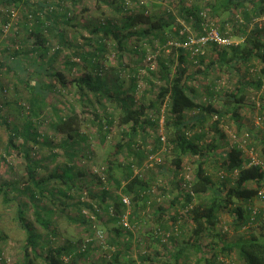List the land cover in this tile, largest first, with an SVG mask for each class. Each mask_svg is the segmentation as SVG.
<instances>
[{
	"label": "trees",
	"instance_id": "obj_1",
	"mask_svg": "<svg viewBox=\"0 0 264 264\" xmlns=\"http://www.w3.org/2000/svg\"><path fill=\"white\" fill-rule=\"evenodd\" d=\"M1 1V0H0ZM9 5L13 6H25L27 12L26 18H31L34 21L32 29L29 30V38L33 40L32 50L37 52L42 59L46 52L49 50V44L45 31L52 34V37H58L60 45L68 44L66 42L64 32L60 29L59 18L60 12L51 7L41 0H3ZM57 7L61 9V3L64 0H58ZM113 0L115 4H107V6H114V11L118 13L119 22L112 24H100L98 28L94 29V34H100L98 37L97 45L94 50L79 51L74 48V51H69V55L65 56L66 61L63 62V67L68 71L76 66H82L85 69V73L79 76L69 78L64 71L52 70L51 64L54 63L56 57L61 52V48L54 49L51 58L44 65L42 69L52 70L49 75L52 78V85L41 86L43 90L55 92H71L78 95V100L86 104L90 108L92 118V124L97 127V134L102 138L108 133V127L113 121V114H106L105 103L110 104L112 107L118 105L120 107L122 115L119 118V124L123 126V136L128 137L127 141L121 140L115 151V155H119L123 149L128 150L129 156L132 159L128 162L127 172L123 175V179L127 181L124 185L122 192L129 198L130 205L126 206L120 195H109L104 189L101 193L93 194L87 190V186L83 188V192L92 199L99 200L100 205L107 211L110 218L114 222H117L119 226L113 229L112 233L114 238H111L109 245H115L116 248L122 245L129 247L133 233L130 230H123L119 223L122 216L128 214V223L133 225L134 222H140L144 208L151 209L149 217L154 222V229L146 233L148 244L145 242V238L141 241L146 246V253L143 264H156V262L165 261L166 264H264V217L262 210H259L253 203L256 201H264V173L260 171L258 167L248 166V159L243 155L241 149L237 146H230L226 143V149L223 153H216L221 148V145L217 143V140H223L225 142V134L219 128L220 119L225 116L239 122L241 116L239 115L240 109L244 106L246 98L244 92V85H241L240 76L238 89L232 92L224 93V96L220 98L221 107H214L211 102L206 104L197 100L198 93L194 87L188 85V76L193 79L194 75H186V68L183 64L186 63L185 49L182 47L172 46V50H176L179 54V64L174 74L171 76L170 68L164 63L159 65L160 79L163 81V86L159 88V92L156 94L154 100L148 101V103L142 102L135 109H131L130 103L134 101L133 96H124L125 92H118L113 94L106 87L107 83L105 79L99 74L101 65L99 59L101 53L105 51L104 41H112L116 44V48L120 53L127 51V44L130 39L134 38L138 45L141 40L151 43L157 39L161 45L167 44L170 39H175L172 43H183L185 36H179L181 27H178L175 32L171 31V27L175 22V18L168 14L166 17L157 18L152 15L149 10L145 8V0ZM205 1V0H204ZM133 2L135 5L133 6ZM181 6L179 9V16L191 26L199 30V34L202 32L201 24L206 22L204 17L201 16L202 10L198 5L192 4L189 8L183 6V0H179ZM206 6L209 7L213 16H220V11H227V8H238L241 10L243 21L241 25L233 28L230 20H225L219 26V33L224 37H243L241 43L236 45L219 47L214 43H206L201 47V52L197 53L198 62H203V55L205 49L212 52L213 58L209 61V69L214 70L219 68L220 70L230 71V68H234L232 71H237L236 66L241 63L245 65V72L255 74L257 77L252 79L249 84L252 83L254 91L264 90V25L259 24L258 19H264V0H206ZM211 2V4H209ZM249 3L251 9L245 8V5ZM133 6V7H132ZM56 7V8H57ZM10 20V13L6 15L3 23H7ZM71 19H67L69 21ZM62 24V23H61ZM65 24V23H64ZM252 24L251 28L248 27ZM63 25V24H62ZM240 27V28H239ZM170 31V35L167 36L166 32ZM233 32H239V35H233ZM186 41V40H185ZM91 47V44H88ZM137 47V46H136ZM144 55V52L142 53ZM18 56V52L13 55H7V57L15 60ZM123 54H120V59ZM77 58L78 61L73 60ZM4 59V58H3ZM3 59L0 58V71L7 68ZM17 59V58H16ZM257 63L256 67L254 65ZM119 67L124 66L123 63H119ZM238 67V66H237ZM8 70V69H7ZM95 73V74H94ZM245 74V73H244ZM240 75V74H239ZM255 75L253 77H255ZM135 78H131L130 91H135ZM252 86V87H253ZM4 87L0 82V91H4ZM119 89V88H118ZM128 91V90H127ZM208 91V90H207ZM210 92V93H209ZM212 91H208L207 94L212 95ZM39 98H37L36 96ZM197 95V96H196ZM214 95V93H213ZM93 98V100L91 99ZM43 98L39 91L30 99V109L33 111L32 115L38 117L44 105ZM210 99L213 96H209ZM259 109L257 114L263 117L264 120V92L259 96ZM163 104L166 105V126L173 129V133L169 135L165 141V145L171 147L175 157L171 160L173 169L169 170V175L172 177L174 185L178 192L173 196L167 206H163L161 197L164 191H161L162 182L153 181L150 182L144 178L134 176L131 181L129 179L132 175V168H141L143 166L146 154L143 149H133L132 145L135 143L134 138L141 133L142 141H145L144 136L147 135V130L152 129L153 132L159 124L158 115L159 107ZM248 110H255L254 103L246 104ZM98 107V108H97ZM102 109L105 114L104 117L99 115L98 109ZM53 120L49 122V127L52 131L59 136L65 137L62 142V148L68 162L72 161L74 148L73 140L76 137L77 142H87V136L80 131L82 121L79 119L76 113L63 114L60 109L52 108ZM197 112L192 115L188 120L184 119L186 112ZM212 114L218 116V120L212 122L210 130L215 135L211 141L205 145H202V140L205 137V133L200 130V133L194 134L191 138H187L184 133L187 131H193L197 128H203L204 122L211 117ZM0 122L8 126L5 118L0 117ZM264 123V121H263ZM32 124L29 122L27 127L23 131L25 135L24 140L32 138L34 141L38 133L32 131ZM19 132L15 128L9 129L8 147L16 148L14 141L19 137ZM29 136V137H28ZM162 140L160 137L155 138V143L161 145ZM202 143V144H201ZM225 144V143H224ZM23 148V147H22ZM210 151L215 156L220 157V170L223 175L219 179L218 185H214L211 177L205 171V164L207 162L206 151ZM24 154L27 155L26 149L23 148ZM155 152V149L152 151ZM55 154L50 157L54 158ZM191 156L195 163L196 169L194 172V183L191 190L186 191L180 188L178 183V174L182 167L183 158ZM32 165H27L28 179L30 185L40 190L41 185L46 183L45 179L36 180V172L39 168L36 161L32 160ZM160 164V163H159ZM157 166L167 167L168 163H163ZM173 170V171H172ZM108 182L111 181L113 175H111V166L107 169ZM232 176V177H231ZM50 179L60 180L62 183L61 188L57 189V193L63 195L65 198H69L67 191L76 188L75 176L72 174L71 168H65L62 171H56L49 175ZM47 178V179H49ZM113 179L114 183L119 186L123 180ZM99 180V179H98ZM177 180V181H176ZM151 183H154L151 185ZM64 187V190L62 189ZM152 187H157L158 193L154 196L148 192ZM24 191L30 192L29 202L34 207L36 220L42 227L48 230V234H55L54 230H49L51 225L49 217L45 218L44 213L50 214V210H46L40 205V199L36 197L34 191H30L29 187L24 190H19V195L24 194ZM9 190L5 185H0V193L3 194L2 202H7V195ZM192 192V195L191 193ZM262 192L261 195L259 193ZM57 196V195H56ZM160 200H157V199ZM91 199V200H92ZM110 200V203H106ZM62 203V202H61ZM86 204V203H85ZM24 203L18 202L16 209L17 221L20 227L25 232V244L23 246V264H34L33 260L36 258L37 249L41 248L39 245L40 235L37 234L34 229L29 225L26 220L24 209ZM89 205V204H88ZM141 205V207H140ZM91 208V205L88 206ZM131 208L133 212H131ZM253 209L255 210L253 212ZM110 211L112 212L110 213ZM226 214L232 215L234 231L238 232L242 228L246 231L238 234V239L234 243L226 244L222 240L223 237L219 235L218 238H213L212 242L205 243L204 236L213 235L214 227L219 223V216ZM142 215V217H141ZM141 217V218H140ZM189 228V231L188 229ZM257 228V229H256ZM258 231L256 233V231ZM244 235H243V234ZM168 234V236H167ZM126 235L127 240L123 239ZM240 235V236H239ZM212 237V236H209ZM216 237V236H214ZM159 245L158 249H154L153 245ZM80 244L67 243L62 246L49 247L43 255V261L45 264H64L63 258L68 257V262L76 264V255L88 256L89 249L86 248L84 252L80 251ZM91 243L88 244V246ZM206 246V247H205ZM152 248V249H150ZM235 252L236 257L231 258V253ZM120 251H116L111 258L103 259L105 264H118L121 257ZM33 255V259L31 256ZM79 255V254H78ZM124 255V254H122ZM192 255H197L193 258ZM113 257V258H112ZM140 256V261H143ZM193 258V259H192ZM183 261V263H181ZM0 264H2L0 262ZM130 264H135L133 261Z\"/></svg>",
	"mask_w": 264,
	"mask_h": 264
},
{
	"label": "rangeland",
	"instance_id": "obj_2",
	"mask_svg": "<svg viewBox=\"0 0 264 264\" xmlns=\"http://www.w3.org/2000/svg\"><path fill=\"white\" fill-rule=\"evenodd\" d=\"M41 1L47 3L50 9L53 7L60 12V29L63 30L66 42L68 43L60 45L58 37H52V34L48 33L46 29L44 34L48 38L49 50L42 59L37 52L32 50L33 40L29 38V30L32 29L34 21L31 18L25 17V14L28 13L26 7H16L7 4L3 0L0 1V58H4L3 61L8 66L0 71V82L5 88L4 91H0V117L5 118L8 123V126H5L0 122V185H5L9 190L7 202H2L3 194L0 193V262L2 264H23V246L26 234L20 227L16 216L18 202H21L25 204L23 211L26 220L34 231L40 235L38 242L43 248L37 249V255L34 256L36 258L33 260L34 264H45L43 255L49 247L62 246L67 243L80 244L87 239H91V245L87 246L89 249L88 256L78 253L79 255H76V264H105L103 259H106V256L110 259L118 250L124 254H121L118 264H130L132 261L135 264H143V257L147 248L141 241L145 238L144 240L148 244L149 240L146 239L148 236L146 233L154 229V222L149 217L151 209L146 207L148 205L144 208L141 221L138 223L134 222L133 225L129 224L133 233L132 237L129 238L131 245L129 247L122 245L116 248L115 245H109V242L111 238H114L112 231L119 226L118 223L114 222L107 211L103 209L105 203L102 204L96 198L92 199L83 192V188L87 186V190L93 192V194L101 193L105 189L109 195H124L122 189L127 181L123 179V175L127 172L126 165L132 157L129 156L127 149H123L117 157L115 155L118 143L121 140H128V137L123 136L125 128L119 124V118L122 115L120 107L118 105L112 107L108 103L104 104L107 108L106 114H113V121L108 127V133L102 138L97 134V127L91 122L93 117L91 116V112H89L90 108L78 100L79 96L76 93H73V91L52 93V90L46 91L41 87L48 84L52 85V78L49 76L52 70H65L64 73L69 78L85 73V69L81 65L74 67L71 72H68L62 66L63 62L66 61L65 56L71 53L69 51H74V48L79 49L81 52L94 50L98 37L101 35V33L94 34V29L98 28L101 23H118L121 16L114 11V6L106 5V3L108 5L115 4L113 0H64L61 3V9L56 6L59 2L58 0ZM205 1L183 0V6L189 8L192 4L198 5L203 11L201 16L206 20L207 27L210 25L218 30V24L221 25L227 19L230 20L229 22H232L233 28L241 25V21H243L241 10L234 7L227 8V11L221 10L220 16L216 17L212 15L209 7H205ZM134 5L135 3L133 2ZM144 5H146L147 11L149 10L157 18L161 16L166 17L168 14H171L175 18L171 31L175 32L178 27H181L179 36H185V32L187 33L183 40L184 42L187 37L191 36L195 38L199 34V30L194 29L191 24L185 22L179 16L181 6L179 0H145ZM246 7L247 9H251L249 3L245 5ZM8 13H10V20L7 23H3ZM67 19L71 20L67 21ZM258 21L261 26L264 25V19L260 18ZM6 24L9 25L7 29H5ZM251 26L252 24H250L248 29ZM233 33V35H239V32ZM166 35L169 36L170 31H167ZM242 39L243 37L231 38L236 43H241ZM174 41L175 39H170L167 44L161 45L157 39L151 43L141 40L137 45L135 39L132 38L127 44V51L123 53L117 50L114 42L104 41L103 43L106 47L104 53L102 52L100 55L99 64L101 67L99 74L105 79L107 83L106 87L113 94L125 92L124 96L132 95L134 98L133 103L131 104L128 100L131 109L137 108L142 102L147 104L148 101L154 100L156 94L159 92V88L164 85L159 74L160 63H164L170 68L171 76L178 67L179 54L176 50H172V46L174 45L171 44ZM88 44H91V47ZM58 47H62L61 52L56 57L54 63L50 65L52 70H45V64L51 58L54 49ZM16 52H18L17 59L6 58L7 55H13ZM143 52L144 55L142 54ZM184 53H186V63L183 64L186 68L185 74L187 76L189 74L194 75L193 79L188 76V85L195 88L198 93V96L196 95L198 97L197 100L204 104L211 102L214 107H221L220 98L224 96V93L238 89L240 76H242L240 80L243 82H246L245 79L247 78L251 81L257 77L255 74L245 72V65L241 63L238 64L240 67L236 66L238 73H236V70L209 69V61L213 56L212 52L206 49L202 56L203 62H198L195 56L197 53L190 48L185 49ZM120 54H123L121 59ZM73 60L75 62L78 61L74 57ZM120 62L124 66L119 67ZM42 65H44L43 69ZM256 65L257 63L254 67ZM254 75L255 77H253ZM132 77L135 78L133 82L135 83V91L133 93L129 89ZM246 86L248 87V85ZM39 89L40 94L44 96V105L39 116L36 117L32 115L33 111L30 109V99ZM207 90H211L214 95L213 93L212 95L207 94ZM244 94L248 98L249 103L258 101L259 97L254 91V86L250 90H245ZM209 96H213V98L210 99ZM36 97L39 98L38 96ZM91 99L93 100L92 97ZM53 107L60 109L63 114L76 113L82 121L80 131L88 139L87 142H77L78 139L74 137L73 140L69 141L70 143L76 142L72 145L74 151L71 162L67 161L61 146L65 137L56 135L48 125L53 120ZM255 110L249 111L250 116L246 113L248 119H244L243 122L247 128H238L237 122L228 116H225L221 120L219 128L226 138L225 142L217 140L221 148L216 153H223L227 147L224 145L226 143L231 144L228 139L229 135H231L232 139V135L235 134L236 138L248 135V143L256 149L259 155L264 156V120ZM97 111L100 116L104 117L105 114L102 112V109L99 108ZM157 115L160 118L156 131L153 132L151 128L148 129V134L144 136V142L140 139V136L144 135L143 133L134 138L135 143L132 145V148L143 149L146 157L140 169L132 168V175L129 181L134 176L144 178L150 182L160 180L162 182L161 191H164L162 194L164 197H161L163 201L162 205L167 206L171 198L178 192L176 186L172 183L173 179L169 175V170H167L174 168L171 160L175 157V154L172 152L171 147L167 148V145H165V141L173 133V129L165 125L167 115L165 104L159 107V114L156 113L155 117ZM192 115L193 113L186 112L184 119L188 120ZM257 117L262 118V120H258ZM207 118L203 124V128L193 130L200 129L205 133L202 145L209 143L215 137L209 129L214 121L211 117ZM29 122L32 124L31 132L36 131L38 133L34 141L31 137L25 141V135L22 134ZM12 127L20 133L17 140L14 141L15 145H17L16 148L8 147L9 129ZM157 136L164 139L158 147L155 143ZM22 147L27 150V155L24 154ZM154 149L155 152L153 153ZM205 151L207 157L205 171L216 186L219 183V179H221V175H223L219 167L220 157L210 153L207 149ZM52 154H55L53 159L50 157ZM149 155L154 156L150 161L148 160ZM32 160H35V164L39 166L35 175L36 180H46V183L41 185L40 190L32 187L28 179L27 165H32L33 163H29L33 162ZM163 163H168V168L157 166V164L161 165ZM182 164L190 166L194 174L196 163L191 156L184 157ZM109 166H111V175H113L110 182H108L107 172ZM65 168H71L72 174L75 176L74 182L76 188L67 191L68 197L70 195L69 198H65L63 195L57 193V189L62 186L61 181L49 178L51 173L62 171ZM120 178L123 180L117 186L113 179ZM153 184L151 183V185ZM26 187H29L31 192L34 191L36 197L40 199V205L46 210L51 211L50 214L47 212L44 215L45 218L46 215L49 217L51 223L49 230H54L55 234H48V230L42 227L36 220L34 207L29 202L31 193L24 191V194L19 195L18 191L24 190ZM62 189L64 190V187ZM106 203H110V200ZM88 204L91 205V208L88 207ZM100 205H103V207ZM254 206L262 210L264 217V201H261L260 204L253 203ZM131 212H133L132 208ZM231 217V215L222 214L220 225H223V235L227 236L228 240L236 241L238 234L247 229L242 228L240 231L235 232L234 226L231 224L233 217ZM230 228L232 232H230ZM187 229L189 231V228ZM123 236L125 237L123 239L119 238V240H127V236ZM153 248L158 249L159 245H153ZM140 256L143 258V261H140ZM192 257L195 258L197 255H192ZM234 257H236L235 252L231 253V257L228 260L231 261V258ZM31 258L33 259V255ZM166 263L162 260L160 263L156 262V264ZM64 264H71V262L69 261Z\"/></svg>",
	"mask_w": 264,
	"mask_h": 264
},
{
	"label": "built area",
	"instance_id": "obj_3",
	"mask_svg": "<svg viewBox=\"0 0 264 264\" xmlns=\"http://www.w3.org/2000/svg\"><path fill=\"white\" fill-rule=\"evenodd\" d=\"M9 28V25L6 24L5 29ZM202 32L198 34L195 38L187 37L186 41L184 43H171L172 45L176 47H182L183 49L190 48L192 49L195 53H202L201 47L204 46L206 43H214L218 45L219 47H224V46H230V45H236L237 43L232 41L231 38L229 37H224L220 35L219 31L216 28H213L212 26L207 27V23L203 22L201 24ZM243 40V39H242ZM151 59V57H149ZM148 58V59H149ZM149 59V60H150ZM257 107H259V103L256 104ZM212 119L213 121L218 120V116L216 114H212ZM258 120H262V118L257 117ZM221 122V119H220ZM193 135L192 132H185V136L187 138H191ZM229 135V141L231 144L230 146H237L241 151L243 152V155L248 159V166H255L260 169L262 173H264V156L259 155L256 151V149L248 143V135H244L241 138H236V135H232V139ZM162 141L164 140L162 137L160 138ZM154 156L149 155L148 160H152ZM178 183L180 185V188H183L186 191H190L192 184L194 183V174L192 171V168L187 165H183L181 167V170L179 171L178 174ZM157 187H152L151 190L148 192L152 196L154 194L156 195L158 193ZM192 195V192H190ZM262 192L259 193L261 195ZM122 202L126 205H130L129 198L125 195H120ZM157 200H160L159 198ZM255 210L253 209V212ZM112 211H110L111 213ZM113 214V212H112ZM121 226L123 227V230H130L132 232V229L128 223V214H124L119 222ZM93 225V229H94ZM168 236V234H167ZM91 242V239H87L85 242L81 243L80 245V251L84 252L88 246V244ZM64 263L68 262V257L63 258Z\"/></svg>",
	"mask_w": 264,
	"mask_h": 264
},
{
	"label": "crops",
	"instance_id": "obj_4",
	"mask_svg": "<svg viewBox=\"0 0 264 264\" xmlns=\"http://www.w3.org/2000/svg\"><path fill=\"white\" fill-rule=\"evenodd\" d=\"M238 67H240L239 65H237ZM234 68H230V71H232ZM245 70V69H244ZM246 80V82L244 81H241V85H244V90H250L251 88H252V83L251 84H249V78H247V79H245ZM252 81V80H251ZM246 85H248V87H249V89H248V87L246 86ZM239 87V86H238ZM247 87V88H246ZM232 92V91H231ZM249 92V91H248ZM257 94H258V97L264 92V90L263 89H261V90H259V91H255ZM255 97V96H254ZM247 98V97H246ZM249 103V101H248V99L247 100H245V102H244V106L240 109V112H239V115L241 116V118H240V120H239V122H238V124H237V127L238 128H247V126H246V124L243 122V120L244 119H248V115L250 116V112H249V110H248V106H246V104H248ZM257 103H259V101H256V104ZM259 107H260V105H259ZM259 107H257V109L255 110L256 112L258 111V108ZM256 108V107H255ZM246 113L248 114V115H246ZM250 128V127H249ZM260 204L261 203V201H256L255 202V204ZM232 216V215H231ZM224 217V216H223ZM232 218V217H231ZM221 219H222V214L219 216V223L214 227V230L212 231L213 232V235H208V236H204V237H202L203 238V240H204V242L205 243H210V242H212L213 241V238L215 239V238H218L219 237V235L221 236V238L222 237H224L225 235H223L224 233L222 232V229H223V225L221 226L220 225V223H221ZM233 219L234 218H232L231 219V224H232V222H233ZM230 232H232V229L230 228ZM219 234V235H218ZM209 236H212V237H209ZM214 236H216V237H214ZM219 239V238H218ZM223 241H224V243H226V244H232V243H234V241L235 240H228V238H227V236H225V238L224 239H222ZM129 264V263H128ZM204 264V263H203Z\"/></svg>",
	"mask_w": 264,
	"mask_h": 264
},
{
	"label": "clouds",
	"instance_id": "obj_5",
	"mask_svg": "<svg viewBox=\"0 0 264 264\" xmlns=\"http://www.w3.org/2000/svg\"><path fill=\"white\" fill-rule=\"evenodd\" d=\"M254 103V105H255V107H256V102H253ZM256 109H257V107H256ZM259 109V108H258ZM195 113H197L196 111L195 112H193V114H195ZM211 118H212V115H211ZM219 125H220V123H219ZM190 132V131H189ZM192 133H193V135L192 136H194V134H196V133H200V130H196V131H192ZM184 135H185V133H184ZM228 139H229V137H228Z\"/></svg>",
	"mask_w": 264,
	"mask_h": 264
}]
</instances>
